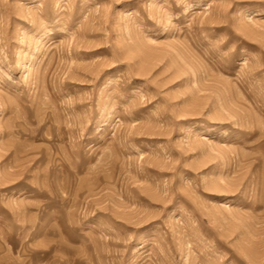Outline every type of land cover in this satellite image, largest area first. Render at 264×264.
<instances>
[{
	"label": "rangeland",
	"instance_id": "rangeland-1",
	"mask_svg": "<svg viewBox=\"0 0 264 264\" xmlns=\"http://www.w3.org/2000/svg\"><path fill=\"white\" fill-rule=\"evenodd\" d=\"M0 264H264V0H0Z\"/></svg>",
	"mask_w": 264,
	"mask_h": 264
}]
</instances>
